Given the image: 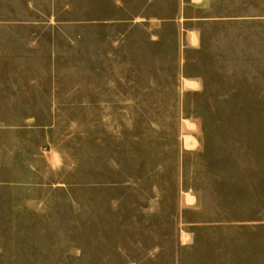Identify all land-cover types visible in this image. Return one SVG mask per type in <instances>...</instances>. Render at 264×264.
<instances>
[{
	"label": "rangeland",
	"instance_id": "rangeland-1",
	"mask_svg": "<svg viewBox=\"0 0 264 264\" xmlns=\"http://www.w3.org/2000/svg\"><path fill=\"white\" fill-rule=\"evenodd\" d=\"M206 1L0 0V264H264V0Z\"/></svg>",
	"mask_w": 264,
	"mask_h": 264
},
{
	"label": "crops",
	"instance_id": "crops-1",
	"mask_svg": "<svg viewBox=\"0 0 264 264\" xmlns=\"http://www.w3.org/2000/svg\"><path fill=\"white\" fill-rule=\"evenodd\" d=\"M206 0H183L182 2V11H181V18L182 21V27H185V23L188 22H194V23H201L208 21L207 18L203 17H187L185 16V11L189 7H196L201 8L202 6H207ZM201 39V32L198 30H186L185 38H184V44L187 48H196Z\"/></svg>",
	"mask_w": 264,
	"mask_h": 264
}]
</instances>
